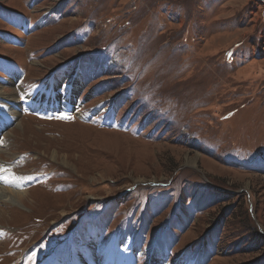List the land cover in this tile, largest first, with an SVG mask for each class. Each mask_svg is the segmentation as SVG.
<instances>
[{
    "label": "rangeland",
    "instance_id": "rangeland-1",
    "mask_svg": "<svg viewBox=\"0 0 264 264\" xmlns=\"http://www.w3.org/2000/svg\"><path fill=\"white\" fill-rule=\"evenodd\" d=\"M0 83V264H264V0H0Z\"/></svg>",
    "mask_w": 264,
    "mask_h": 264
},
{
    "label": "bare ground",
    "instance_id": "bare-ground-1",
    "mask_svg": "<svg viewBox=\"0 0 264 264\" xmlns=\"http://www.w3.org/2000/svg\"><path fill=\"white\" fill-rule=\"evenodd\" d=\"M47 84L48 82H46L43 86ZM77 88H78V82H76L73 86L66 87L67 91L65 96L68 97V93L70 94L74 93ZM19 90H23V87L19 88ZM19 90L17 89L16 86H13L12 90L11 89L7 90L5 86L2 83H0V124L3 123L2 126L0 125V150L3 149L2 152L7 151L8 146L10 144L8 140L9 137L11 136L10 135L11 132L10 131L4 132L6 131L7 126L9 124L16 123L18 127H22L24 124V122H22V120L20 121L19 119L20 117L19 115L23 105L22 102L18 101L17 99ZM42 91L43 89H41V86H39L34 90L33 94H29V98H28L29 100L26 102V104L28 107H30V109L32 108L42 109V110L46 109L45 104L49 102L50 99H48L47 95L45 96V98H43L44 95L40 96V93ZM51 98H52L51 100L54 99L53 97ZM42 99L45 100L43 104L41 103ZM4 109L6 112L8 111L9 113L6 114L5 112H3ZM3 136H4V140L2 141L1 137ZM2 152H0V174L7 172L11 178L15 179L16 181H19V186L16 185L6 186L3 181H0V199H1L0 201L7 204L23 203L26 199L25 195L29 190L27 189V187H25V182L27 180V177L30 175L16 172L14 163L11 165V163L8 164L6 163V161H4V160H12L10 159V157L12 156L13 158L16 156L14 152L9 154L8 156L9 158L6 157L5 159L4 156L1 155ZM91 245L93 246V243H91ZM93 250H95L93 254L87 251L83 252L84 254H87V260H84L83 258L80 259L79 261L81 262V264H129L131 251H128V249L121 250L118 246L116 248H112V250H107V251L105 250L101 251L99 249H93ZM68 263L76 264L73 260H70L69 262L67 260V264Z\"/></svg>",
    "mask_w": 264,
    "mask_h": 264
}]
</instances>
